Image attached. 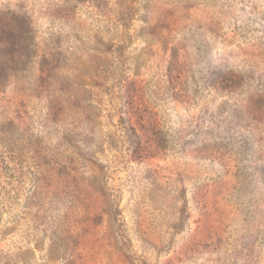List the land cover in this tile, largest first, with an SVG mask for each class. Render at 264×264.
Returning a JSON list of instances; mask_svg holds the SVG:
<instances>
[{
    "label": "rangeland",
    "instance_id": "374dc122",
    "mask_svg": "<svg viewBox=\"0 0 264 264\" xmlns=\"http://www.w3.org/2000/svg\"><path fill=\"white\" fill-rule=\"evenodd\" d=\"M0 264H264V0H0Z\"/></svg>",
    "mask_w": 264,
    "mask_h": 264
}]
</instances>
